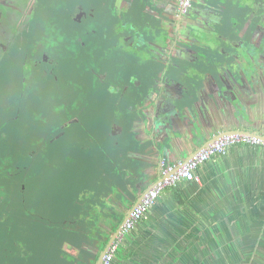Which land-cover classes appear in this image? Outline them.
<instances>
[{"label":"flooded vegetation","instance_id":"af4514ba","mask_svg":"<svg viewBox=\"0 0 264 264\" xmlns=\"http://www.w3.org/2000/svg\"><path fill=\"white\" fill-rule=\"evenodd\" d=\"M229 70L264 77V0H189L185 8L179 0H0V135L25 137L0 153V221L13 216L18 193L25 199L26 174L49 157L60 166L69 148L109 160L172 103L206 110L211 92L191 88ZM250 93L239 104L248 110ZM208 119L204 135L229 129L214 127L206 111ZM239 237L196 256L202 264H264V230Z\"/></svg>","mask_w":264,"mask_h":264},{"label":"crops","instance_id":"0c3cea01","mask_svg":"<svg viewBox=\"0 0 264 264\" xmlns=\"http://www.w3.org/2000/svg\"><path fill=\"white\" fill-rule=\"evenodd\" d=\"M259 119L262 123L254 127V134L243 130L238 132L264 138V116L261 114ZM223 134L226 133L221 135ZM181 140L186 143L187 138ZM123 143L125 149L141 153L144 158L153 155L151 151L130 148L125 142ZM182 144L177 143L178 155L170 164L188 160L196 153L193 149L187 151L183 146L185 144ZM68 153L65 151L61 159L63 160V156L67 157L66 162L71 159L70 156L74 153L71 152L69 156ZM123 153L122 156H125ZM131 155L134 154L131 152ZM62 160L60 167H65V162ZM126 161L125 166H128L130 160ZM145 166H153V164L147 162L140 165V167ZM60 167H54L49 163L40 170V217L32 214L30 217L26 215V218H17V210L14 209L15 225L23 221L29 229L32 226L28 240L25 239L24 264H97L99 253L115 231L113 228L118 227L131 206L138 200L137 189L133 190L138 180L126 177V171L117 172L107 167L105 178L109 177L112 183L105 181L103 185L101 173L95 168L68 174ZM139 170V167L135 168L134 172L138 173ZM196 174L199 177L198 181L182 180L161 192L146 216L134 228L133 241L124 242L126 253L120 257L118 255L117 264H132V262L140 264L136 251H139L140 246L151 247L152 244L161 247L162 251L165 250L163 254L179 251L181 256L178 257L177 262L172 257H167L171 259V264H195V262L202 264L196 254H203L206 258L208 253L227 245L228 238L232 235L248 236L249 231L264 230V227L260 229L257 223H252L257 214L252 217L246 207L251 195L254 201L260 199L264 202L262 200L264 199L263 146L249 143L233 145L227 153L213 155L201 164ZM74 175L78 179V187L74 185ZM158 178L159 174L156 172L152 176L148 175L147 186L154 184ZM114 182L117 187H112ZM105 189L111 190L114 195L103 197L102 192ZM83 190H87V196L93 198L89 203L84 199L80 200V197L86 198V191ZM80 192L83 193L79 197ZM30 198L31 196L26 198L25 204ZM81 203L89 204L93 208V213L83 211ZM218 204L234 205L230 219L226 220L227 226L222 229L223 231L226 229L230 235L224 236L226 243L221 245H218V238L213 229L215 221L213 218H216L214 207ZM254 213L258 211L255 209ZM259 217L264 220V215ZM13 239L15 252L20 237L18 234L14 237L10 236V240ZM194 258L196 260H193ZM156 260V263H166L163 259Z\"/></svg>","mask_w":264,"mask_h":264},{"label":"water","instance_id":"95a60500","mask_svg":"<svg viewBox=\"0 0 264 264\" xmlns=\"http://www.w3.org/2000/svg\"><path fill=\"white\" fill-rule=\"evenodd\" d=\"M237 73L239 72L229 70L226 78H211L207 82L203 81L200 88L196 83V85H193L191 89L196 91L197 96H199V92H211L212 98L208 95L210 100H207L209 105L205 107L206 110H204L203 107H199L197 101L188 103L187 101L182 100L180 103H172L168 100L169 103H172L171 106L162 111L160 116L157 115L154 117L152 115V123H147V125L145 124V129H143L146 133H143L141 136H135L134 138L129 137L126 139L125 143L127 147L144 149L149 152L151 151L153 152V155H149L148 158H144L141 156L143 154H138L136 151H127L126 149L125 152H128V156L125 160L130 161L128 166H123V171L127 172L126 177L129 176L138 180L137 183H135V187H133V190L137 189V195H139L138 200L131 206L122 222L119 223L118 227L113 232V235L107 242L104 249L99 253L97 264H101L108 246L122 229L129 212L140 202L144 193L152 187L153 184L149 186L146 184L148 175L152 176L153 173L156 172L160 177L162 160L170 164L171 161L177 157V143L181 142L185 144L182 145L187 148V151L193 149L195 153L205 148L209 143L215 141L219 138V136H221V134L219 136L204 135V131H206L205 129L208 128V126L213 127L209 119L203 120V114L206 111L215 116L216 121L214 125L216 126L214 127H224L226 123H229V129L222 133H231L243 130L254 134V127H258V125L262 123L259 116L261 114L264 116V77L251 76L249 78H245L241 73H239L240 76H237ZM219 82L222 83L221 86L219 85ZM212 86L214 88L211 90ZM250 92L253 94V103L251 109L248 110L246 107L242 108L239 104H244V93L251 94ZM193 97L194 95L191 94L189 98ZM150 113V111H144V114L148 116L146 118V122L149 119ZM249 114H251L250 118H248ZM219 115L222 118H220ZM183 135L185 137H183ZM181 138H187L186 143L184 140L182 141ZM131 152L134 155H131ZM147 162L152 163L153 166L140 167L142 163L145 164ZM138 167L140 170L138 173H135L134 169ZM252 198V195L248 198L246 207H248L252 217L257 214L255 215L256 217L253 218L252 223H257L258 228L263 229L264 220L259 216L264 215V202L260 199H256L254 201ZM260 201L262 203L261 205L259 204ZM218 205H220L219 208ZM218 205L214 207V214L216 218H213L215 219L213 229L216 237L218 238V245H221V243H226V238L224 236L230 235L226 229H224V231L222 229L224 227L226 228V220L230 219L234 205ZM255 209L258 213H254ZM254 233L255 232L252 231L248 232V234ZM133 239L134 233L132 231L126 234L123 240L127 243L133 241ZM160 248H158L156 244H152L151 247L148 245L140 246L138 249L139 251H136L137 260L140 261V264H159L158 262L156 263V259H163V255H166V258L172 257L176 262L181 256L178 250L163 254L162 252L165 253V250L162 251ZM166 264L169 263L166 262Z\"/></svg>","mask_w":264,"mask_h":264},{"label":"rangeland","instance_id":"374dc122","mask_svg":"<svg viewBox=\"0 0 264 264\" xmlns=\"http://www.w3.org/2000/svg\"><path fill=\"white\" fill-rule=\"evenodd\" d=\"M0 131H1V129H0ZM7 134H8V136H7L8 139L3 138V136L0 135V153L2 156H4L6 154V151H8V149H11L9 147H12L13 144H17V142H18V147H19V139H21L22 137L25 138L24 133H22L20 130L15 132L14 135H12L11 132H8V131H7ZM84 143H87V141L82 140L79 142V144H81V145H84ZM90 143H91V141H89V144ZM114 148H115V145H114ZM67 150L68 151H66V152H69L68 156L71 152H73L74 154H72L70 156L71 159H69L67 162H66L67 157L63 156V160H62L61 159L62 155H61L60 160L65 162V164H64L65 167H60V166H58V167H60L62 169L64 168V170L68 174H71L72 172H77L79 170H81L82 172H85V170L90 171V170H92L91 168H95L98 172L101 173V178H102L101 184H103V185H105V181H109V184L112 183L111 182L112 180H110L109 177L105 178V175L107 172V167L113 168L117 172H121L124 169L123 166H125V161H126L125 158H127V156H128V152L123 153V151H113L111 153V157L108 160V159H105V156L101 155L99 152L90 153L91 155H88V154H83L81 152H75V150L71 151L69 148ZM122 153L125 154V156H121ZM49 159H50V163L52 161L54 162V164L59 162L56 155L49 157ZM104 161H107V163H104ZM103 163L106 165H104ZM101 164H103V165L101 166ZM36 170L37 169L30 171L28 173V175L26 174V177L23 179L22 186H23V184L25 186L24 187L25 199L29 196H31V198L33 197V199L31 200V198H30L27 201V204H24L25 199L22 200L20 197L21 194L18 193L17 202H15V205H16L15 209L17 210L16 211L17 218H26L27 217L26 215H28L30 217V215H32V214L39 215V217L41 216L40 215L41 204H40V195H39L40 194V187H41V185H40L41 184L40 183V170L41 169L39 171H36ZM102 174H103V176H102ZM81 177H82V174H81ZM87 178H88V176H87ZM77 181H78V179H77L76 175H74L73 182H74V185H76V186H77V183H79ZM112 187H117V184L114 182L112 184ZM84 191H86V198L80 197ZM83 192L79 193L80 200L84 199L87 201V203H89L90 199H93V198L92 197L90 198L87 196V193H88L87 190H83ZM113 193H114V190H113ZM102 194H103V197L109 196V195L111 196L112 191L105 189V190H103ZM113 195L114 194H112V196ZM99 198L102 199L101 196H99ZM107 202H108V200H107ZM81 208L83 209V211L93 213V208L90 207L89 204L88 205L82 204ZM14 220H15V217L13 214V218L11 220H9L2 227L3 229L0 230V264H24V262H25V258H26V256H25V251H26L25 250V239L28 240V236L31 232L30 230L32 229V226H30V229H29L28 225L25 224L23 221L18 222L17 225H15ZM22 220H24V219H22ZM3 222L5 223V221H3ZM16 234H18L20 239H18L17 249L14 252L13 251L15 249V246L13 245L14 239H13V241L10 240V236L14 237ZM106 235L108 237L109 233ZM26 243H27V241H26Z\"/></svg>","mask_w":264,"mask_h":264},{"label":"built area","instance_id":"2783aa9c","mask_svg":"<svg viewBox=\"0 0 264 264\" xmlns=\"http://www.w3.org/2000/svg\"><path fill=\"white\" fill-rule=\"evenodd\" d=\"M189 0H179V6L185 8ZM239 143H249L264 147V138L241 132H231L219 136L218 139L209 143L205 148L196 152L188 160H180L176 164H168L162 160L161 174L157 181L142 196L140 202L129 212L122 229L116 238L110 243L101 261V264H112L116 252L125 237L146 216L150 207L159 198L161 192L169 186L176 185L182 180H199L196 174L198 167L216 154H225L228 149Z\"/></svg>","mask_w":264,"mask_h":264},{"label":"trees","instance_id":"16d2710c","mask_svg":"<svg viewBox=\"0 0 264 264\" xmlns=\"http://www.w3.org/2000/svg\"><path fill=\"white\" fill-rule=\"evenodd\" d=\"M18 198V197H17ZM16 202H17V199H16ZM24 204H25V202H24ZM2 206L4 205V204H1ZM7 209H9V207H10V205L9 204H6V205H4ZM15 208H16V205H15ZM23 209V208H22ZM14 214V213H13ZM8 215V214H7ZM8 217H10L9 215H8ZM11 218H13V216L11 217ZM9 220H11L10 218L9 219H7V220H4V219H1V221H0V230L1 229H3L2 227L9 221ZM3 221H5V223L3 222ZM116 228L117 227H114L113 228V230H116Z\"/></svg>","mask_w":264,"mask_h":264}]
</instances>
